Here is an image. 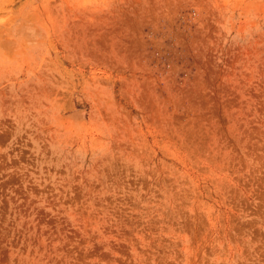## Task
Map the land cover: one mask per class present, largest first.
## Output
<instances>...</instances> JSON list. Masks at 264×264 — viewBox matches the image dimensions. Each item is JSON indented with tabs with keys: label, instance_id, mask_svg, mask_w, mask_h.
Masks as SVG:
<instances>
[{
	"label": "rangeland",
	"instance_id": "374dc122",
	"mask_svg": "<svg viewBox=\"0 0 264 264\" xmlns=\"http://www.w3.org/2000/svg\"><path fill=\"white\" fill-rule=\"evenodd\" d=\"M0 264H264V0H0Z\"/></svg>",
	"mask_w": 264,
	"mask_h": 264
}]
</instances>
